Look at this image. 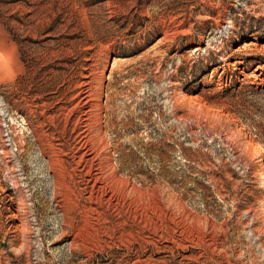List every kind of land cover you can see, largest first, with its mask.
<instances>
[{
  "label": "rangeland",
  "instance_id": "374dc122",
  "mask_svg": "<svg viewBox=\"0 0 264 264\" xmlns=\"http://www.w3.org/2000/svg\"><path fill=\"white\" fill-rule=\"evenodd\" d=\"M0 264H264V0H0Z\"/></svg>",
  "mask_w": 264,
  "mask_h": 264
},
{
  "label": "bare ground",
  "instance_id": "6f19581e",
  "mask_svg": "<svg viewBox=\"0 0 264 264\" xmlns=\"http://www.w3.org/2000/svg\"><path fill=\"white\" fill-rule=\"evenodd\" d=\"M102 77H103V72L101 74V79L98 78V80L99 81L103 80ZM100 98H101V93L98 91H93V89L85 90L84 92L82 93L80 92L79 94L77 104L81 106L82 109L84 110H82L81 115L76 120V124L80 127L78 129L79 130L78 132L79 140L78 141L80 144L79 143L78 144L80 145V148L82 149V151H80L81 153L78 156L77 162L78 164L83 162V165H82L83 168L81 169V171L83 172V176H84L83 179L85 181V188H86L85 190L87 194L86 199H88L90 202L91 201L93 202L94 200V202L96 203V202H99L104 197V199L108 201V203L111 202L113 199H115L118 202L119 199L121 198L123 199V196L132 195L134 193H137L139 192L140 189L137 188L134 185V183H132L131 181L122 179L117 173L112 172V171H111V174L109 175L110 184H108L107 181L105 180L104 178L105 170L104 169L105 167L107 168V166L111 165V161L108 160L107 162L108 164L104 165L101 162V160L98 159L97 149H98V146H101L99 145V143L103 139L102 130L97 131L98 140H99L97 144L92 145L91 143H88L89 141L90 142L94 141L92 137V129H91L93 128V122L96 121L97 125L100 124L98 122L100 121V114H101V109H102ZM94 108H96V110H94ZM33 132L35 134L38 133V129L33 128ZM49 164H50L51 169L54 171L56 167L59 168L58 160L56 161L55 159L54 160L49 159ZM54 178L56 180L58 179L56 173H54ZM101 196L103 197L101 198ZM68 198H65V199H68ZM93 206H90V211L98 213V209L93 208Z\"/></svg>",
  "mask_w": 264,
  "mask_h": 264
}]
</instances>
